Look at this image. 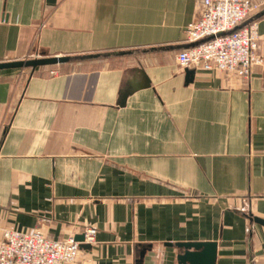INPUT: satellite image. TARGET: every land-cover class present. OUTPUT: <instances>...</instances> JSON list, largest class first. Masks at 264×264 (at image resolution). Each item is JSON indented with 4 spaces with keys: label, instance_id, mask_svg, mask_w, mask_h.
<instances>
[{
    "label": "crops",
    "instance_id": "0c3cea01",
    "mask_svg": "<svg viewBox=\"0 0 264 264\" xmlns=\"http://www.w3.org/2000/svg\"><path fill=\"white\" fill-rule=\"evenodd\" d=\"M253 1L264 60V0ZM197 11V0H0V64L110 55L0 71V234L93 228L73 264H176L166 244L211 242L216 264H264V227L249 220L264 221V63L248 80L179 68Z\"/></svg>",
    "mask_w": 264,
    "mask_h": 264
},
{
    "label": "built area",
    "instance_id": "2783aa9c",
    "mask_svg": "<svg viewBox=\"0 0 264 264\" xmlns=\"http://www.w3.org/2000/svg\"><path fill=\"white\" fill-rule=\"evenodd\" d=\"M197 2V15L184 31L185 44L195 46L177 53V66L248 80L253 67L264 63L258 53V24L254 20L262 4L253 0ZM82 235L83 244L95 243L93 228H85ZM79 253L80 243L73 236L54 241L39 230L20 233L13 228L0 234V264H73Z\"/></svg>",
    "mask_w": 264,
    "mask_h": 264
},
{
    "label": "water",
    "instance_id": "95a60500",
    "mask_svg": "<svg viewBox=\"0 0 264 264\" xmlns=\"http://www.w3.org/2000/svg\"><path fill=\"white\" fill-rule=\"evenodd\" d=\"M264 12L258 15L262 16ZM245 25V24H244ZM242 27V26H240ZM239 27V28H240ZM195 45H187L185 49L193 47ZM175 48H167L172 50ZM165 50V49H163ZM156 51V50H151ZM128 52L115 53L113 56H125ZM110 55L106 54H95V55H83L78 57H40L37 59H28L22 61L8 62L0 64V71L3 70H31V74L41 67L63 65L70 62H84L97 60L100 58H107ZM194 70H186V83H191L194 78ZM249 220L255 224L264 227V221L249 216ZM74 241L80 243V250H90V246L83 244L84 236L77 235L74 237ZM166 247L175 248L178 251L176 257V264H216L217 257V244L211 243H178V244H166ZM145 251L140 253V261L143 259Z\"/></svg>",
    "mask_w": 264,
    "mask_h": 264
}]
</instances>
